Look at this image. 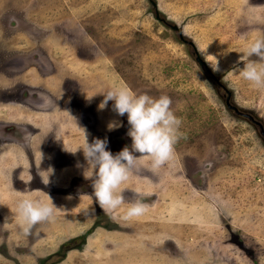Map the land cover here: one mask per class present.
<instances>
[{
  "label": "rangeland",
  "instance_id": "rangeland-1",
  "mask_svg": "<svg viewBox=\"0 0 264 264\" xmlns=\"http://www.w3.org/2000/svg\"><path fill=\"white\" fill-rule=\"evenodd\" d=\"M254 37H264V0H0V102L12 105H0V125L56 107L74 117L71 105L93 128L92 106L114 86L167 95L181 121L173 160L146 172L137 159L121 185L124 203L110 212L96 203L90 180L69 184L58 152L42 172L24 166L21 181L18 169L2 175V186L40 187L57 199L54 217L28 235L17 200L7 199L14 215L2 221L0 213V264H264V138L226 108L220 86L264 126V87L235 71L244 38ZM120 117L115 132L95 133L117 151L131 145ZM130 181L146 197L130 194ZM136 199L145 212L124 220Z\"/></svg>",
  "mask_w": 264,
  "mask_h": 264
},
{
  "label": "clouds",
  "instance_id": "clouds-1",
  "mask_svg": "<svg viewBox=\"0 0 264 264\" xmlns=\"http://www.w3.org/2000/svg\"><path fill=\"white\" fill-rule=\"evenodd\" d=\"M244 39L246 42L240 51L243 55L239 57L244 62L243 67H237L235 71L255 87H264V37ZM251 57H256V60L249 59ZM100 93L103 94V99L97 105L99 109H104L111 100L112 110L116 115H126L129 125L127 135L131 138V145L113 154L107 150L106 137L93 138L89 143L84 133L83 143L71 152L74 154L78 149L82 151L87 165L83 169V176L91 182L96 203L110 212L124 203L121 185L129 179L131 171L137 166L138 156L134 153L146 157L153 171L173 160L181 121L172 111L171 100L167 95L152 97L147 93L136 94L123 86H114ZM119 126L118 121L107 124L108 130ZM43 183L47 184L48 178ZM55 209L50 197L48 201H44L22 196L17 199L14 214L19 218L22 233L28 235L33 225L50 221ZM145 210L146 206L136 199L128 203L122 218L129 220L141 216Z\"/></svg>",
  "mask_w": 264,
  "mask_h": 264
},
{
  "label": "flooded vegetation",
  "instance_id": "flooded-vegetation-1",
  "mask_svg": "<svg viewBox=\"0 0 264 264\" xmlns=\"http://www.w3.org/2000/svg\"><path fill=\"white\" fill-rule=\"evenodd\" d=\"M1 66L3 69H5L8 66L7 59L4 57H2ZM98 104L99 102H97V105ZM0 105L5 106V107H1L2 109L12 106L11 103H9V101H2L0 102ZM97 105L92 106V108L94 109L93 124H95L93 125V128L86 127L85 124L89 125V123L88 122L85 123L84 115L82 119H80V122L78 121L77 116H75L76 110H74V107H72L71 105L68 108L74 117L66 116L68 113L65 114V117H63V113L68 111H61L60 108L56 107L55 110L49 112L43 110L41 111L35 110L32 113L26 112L25 114L31 116L30 118H25L23 116L21 120L5 122L4 124H1L0 125V158L5 154L6 155L11 154L20 158H25L26 173H27V169L31 170V167L36 168L37 166L39 168V171L42 172L44 170V167L47 165V163H50L52 165L54 164L50 152L51 151L53 153L58 152L60 156H62V159H60V164H61L60 167L63 169L70 170L69 184L73 185V187L75 181L78 183H80V181H84L82 183L86 184V181L84 180L85 178L83 176V169L87 165H86V161L84 160L82 151L78 149L74 154L71 151L74 150L78 145H81L83 143L84 133L86 135L87 141L91 143L93 141V138H100L97 135H95V133L101 132L105 134V133L115 132V130L120 128L122 125L120 124L119 127L113 130H108L107 124L110 121H118L116 118L119 117L121 119V117L117 116L116 113L112 110L111 102H108L107 106L104 109H99ZM83 114H84V110H83ZM86 114L87 117L85 118V120L87 121V119L90 118L89 110ZM45 126H48V130H44ZM25 130L28 132H30L31 130L32 131L31 135L30 133H25ZM40 133L43 134L42 138L41 140L38 141V144H36L37 142H35L34 140L37 138V136ZM28 136L29 138H27ZM26 138L27 140L25 141ZM65 139L68 143L69 146L68 148H65L63 146V141ZM24 142H26V147H24L22 144ZM34 142L36 144L35 147H33ZM43 145L46 146V148L47 146H49L48 147L49 151L47 149H42ZM110 146L111 144H108L107 150L109 149ZM110 148H111V153L113 152V150L115 151V153L120 151V150L117 151L118 146L116 145V142ZM36 157L39 158L37 162H35L34 160ZM54 159H58V158L54 156ZM137 159L138 160L141 159L142 161L146 159V157H141L138 155ZM149 167L150 166L148 165L146 168H142V167L141 168L146 169V172H148ZM17 168H21V167H17ZM51 168L53 170L58 169V167H54V166ZM131 184H134V182L130 181L128 184H126L128 187H132V188H127V191H129L130 194H135V193L137 194L138 192H135L133 190L134 189L133 187L135 185L129 186ZM36 188H40V187H36ZM137 195L140 200L146 197L144 194H137Z\"/></svg>",
  "mask_w": 264,
  "mask_h": 264
},
{
  "label": "crops",
  "instance_id": "crops-1",
  "mask_svg": "<svg viewBox=\"0 0 264 264\" xmlns=\"http://www.w3.org/2000/svg\"><path fill=\"white\" fill-rule=\"evenodd\" d=\"M44 130H48V126H45L44 127ZM42 133H40L37 138L34 140L35 142H37L36 144H38V141L41 140L42 138ZM35 142H34V145L33 147H35ZM63 146L65 148H68V143L66 141V139L63 141ZM39 158H35V162L38 161ZM146 163H145V162ZM148 161L147 160H142L141 161V165L142 167L145 166V168L148 166ZM14 165H16V167H14ZM26 165L25 163V158H20V157H17V156H14V155H11V154H5L3 155L1 158H0V198L2 199V201L0 202V213L2 214V221L3 220H7V221H13L11 220L13 218V210H12V205L10 206V204H8V201L7 199L8 198H11V200H17L18 198L22 197V196H28V197H31V198H34V199H41V200H44V201H48L49 200V197L52 201V203H54L56 200L53 199L56 198L57 199V196L56 194H52V193H45L43 191H41L40 189H34L33 191H29L28 193H25V192H21L19 190V187L18 185H13V182L11 181L9 183V185H5V186H2V182H4L5 180L4 176H7L6 174L8 173H14L16 171L13 172L14 169H18V170H21V171H18V177L17 179L18 180H21V175L24 173V166ZM17 167H21V168H17ZM64 172L68 175H70V170L69 169H64ZM56 174V173H55ZM43 196V197H42ZM6 197V199H5ZM3 199L5 201H3ZM12 210V211H11ZM17 219H19L17 217ZM9 229V228H7Z\"/></svg>",
  "mask_w": 264,
  "mask_h": 264
},
{
  "label": "water",
  "instance_id": "water-1",
  "mask_svg": "<svg viewBox=\"0 0 264 264\" xmlns=\"http://www.w3.org/2000/svg\"><path fill=\"white\" fill-rule=\"evenodd\" d=\"M152 4H153L154 7H156L154 3H152ZM156 18H159L157 12H156ZM161 21H163V20L161 19ZM164 22H165V21H163V23H164ZM173 28L176 29L177 26L174 25ZM179 32H180V36H182L181 31H179ZM189 44L192 46V48H193V50H194V52H195V54H196V56H197V57H196L197 62H198L201 66H203V67L207 70V72L210 73V70L208 69L207 64H206V63H205V62L199 57V54H198V52H197L195 46L193 45V43H192V42H189ZM220 86H221V88H223V90H224V91L226 92V94H227V96H226V98H225L226 108H227L228 110L233 111V112L235 113L236 116L241 117V118H245V119H247L249 122L255 124V125L259 128L260 134H261L262 137L264 138V126H263V124H262L260 121H258V120H257V117H255L252 113L247 112V111H244V110H240L239 108H237L236 106H234V105L231 103V97H232L231 92H229V91H228L223 85L220 84Z\"/></svg>",
  "mask_w": 264,
  "mask_h": 264
},
{
  "label": "trees",
  "instance_id": "trees-1",
  "mask_svg": "<svg viewBox=\"0 0 264 264\" xmlns=\"http://www.w3.org/2000/svg\"><path fill=\"white\" fill-rule=\"evenodd\" d=\"M64 246V245H63Z\"/></svg>",
  "mask_w": 264,
  "mask_h": 264
}]
</instances>
